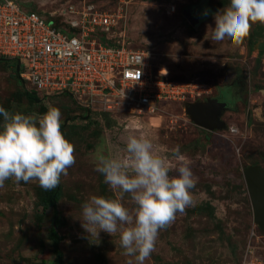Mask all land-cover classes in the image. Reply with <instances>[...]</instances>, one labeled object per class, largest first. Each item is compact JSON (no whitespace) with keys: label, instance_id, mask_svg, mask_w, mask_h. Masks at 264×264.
I'll use <instances>...</instances> for the list:
<instances>
[{"label":"rangeland","instance_id":"374dc122","mask_svg":"<svg viewBox=\"0 0 264 264\" xmlns=\"http://www.w3.org/2000/svg\"><path fill=\"white\" fill-rule=\"evenodd\" d=\"M13 1L62 23L69 18L65 14L70 4L78 9L84 4V0ZM87 1L98 10L117 6L114 0ZM229 3L128 0L126 16L111 32L159 56L163 72L173 80L193 82L205 91L195 93L186 104L226 100L230 107L221 114L224 126L215 130L196 124L186 104H172L162 116L88 120L62 96L31 100L15 64L0 60V106L30 116L42 115L48 105L57 107L62 133L75 148V163L56 189L46 191L35 181L16 183L14 178L0 187V264H128L129 260L136 264L123 254L119 232L111 236L100 230L98 238L90 237L77 218L92 195L116 196L95 170L94 156L97 150L124 155L128 135L147 136L154 150L173 165L171 154L178 147L196 180L190 190L193 205L160 230L144 264H264V228L255 220L244 176L248 166L264 169V48H260L264 24H253L239 46L212 41L213 14ZM186 10L199 18L197 24L186 17ZM123 203L133 207L127 195Z\"/></svg>","mask_w":264,"mask_h":264},{"label":"clouds","instance_id":"9594fccd","mask_svg":"<svg viewBox=\"0 0 264 264\" xmlns=\"http://www.w3.org/2000/svg\"><path fill=\"white\" fill-rule=\"evenodd\" d=\"M213 15L211 40L239 46L253 24H264V0H230ZM0 116V187L14 178L16 183L35 181L46 191L56 189L75 163L74 145L61 130L60 110L48 105L42 115L30 116L0 106ZM171 156L175 165L161 157L145 135H128L122 156L97 150L95 170L116 196L92 195L82 204L77 218L85 232L97 238L100 230L111 236L119 232L123 254L144 264L160 230L193 205L190 190L196 180L189 162L178 147ZM126 195L131 208L123 203Z\"/></svg>","mask_w":264,"mask_h":264},{"label":"built area","instance_id":"2783aa9c","mask_svg":"<svg viewBox=\"0 0 264 264\" xmlns=\"http://www.w3.org/2000/svg\"><path fill=\"white\" fill-rule=\"evenodd\" d=\"M126 1L107 10L87 0L81 9L70 4L64 20L72 30H65L13 0H0V60L16 62L25 89L47 99L67 94L87 119L162 116L170 105L204 93L193 82L170 78L151 51L108 34L126 16Z\"/></svg>","mask_w":264,"mask_h":264},{"label":"water","instance_id":"95a60500","mask_svg":"<svg viewBox=\"0 0 264 264\" xmlns=\"http://www.w3.org/2000/svg\"><path fill=\"white\" fill-rule=\"evenodd\" d=\"M184 14L193 25L199 22V18L196 17L193 11L186 10ZM260 48H264V43ZM19 68L20 62L17 64V70ZM185 106L192 120L203 128L215 130L224 126L221 114L227 106L226 101L219 98H209L206 101L189 102ZM244 176L252 201L255 220L264 228V169L262 170L257 166H248Z\"/></svg>","mask_w":264,"mask_h":264},{"label":"trees","instance_id":"16d2710c","mask_svg":"<svg viewBox=\"0 0 264 264\" xmlns=\"http://www.w3.org/2000/svg\"><path fill=\"white\" fill-rule=\"evenodd\" d=\"M117 1L118 0H114V2L115 3H117ZM18 3V2H17ZM20 4V3H19ZM21 5V4H20ZM22 7H24L25 9H28V10H31V11H35L32 7H30V8H27V7H25L24 5H22ZM37 12V11H36ZM37 13H39V12H37ZM40 14V13H39ZM40 15H42V14H40ZM42 16H44V15H42ZM44 17H46V16H44ZM47 19H48V21H50V22H53L56 26H58V27H60V28H62V29H65V30H69V29H71L72 30V28H71V25L70 24H68L67 22H65V23H62L61 22V20H58V19H56V18H54V16H51V17H46ZM67 23V24H66ZM109 33H111V32H108V34ZM106 36H107V31H104V32H102V40H103V42H107V39H106ZM154 54V53H153ZM154 58H155V60L157 61V62H159L160 61V58H159V56H157L156 54H154ZM14 64H16V62L15 61H12ZM16 66V65H15ZM16 69V68H15ZM24 90L26 91L25 93H26V95L31 99V100H36L37 101V99H41L40 98V96H38L36 93H33L32 91H29V90H27V89H25L24 88ZM62 97H64V98H66L68 101L69 100H71L70 102H72L73 104H75V102L73 101V98H71L70 96H68L67 94H65L64 96H62ZM83 111V110H82ZM82 114L83 115H85V113L84 112H82ZM102 118L104 117V118H111L109 115H103V116H101ZM96 118L97 119H99L100 118V116L98 117V116H96ZM89 119H95L94 117H90ZM88 119V120H89ZM57 199V195L56 194H54L53 195V198H52V201H53V203L55 202V200ZM53 238H54V242L57 244L58 243V241H59V237H58V235L56 234V233H54L53 234ZM42 264H48L46 261H44Z\"/></svg>","mask_w":264,"mask_h":264},{"label":"flooded vegetation","instance_id":"af4514ba","mask_svg":"<svg viewBox=\"0 0 264 264\" xmlns=\"http://www.w3.org/2000/svg\"><path fill=\"white\" fill-rule=\"evenodd\" d=\"M220 100H223V101H226V100H224V99H222V98H219ZM227 102V101H226ZM230 107V104L227 102V106L225 107L226 109L227 108H229Z\"/></svg>","mask_w":264,"mask_h":264}]
</instances>
